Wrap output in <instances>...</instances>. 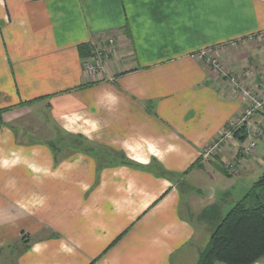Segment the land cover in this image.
I'll use <instances>...</instances> for the list:
<instances>
[{"label":"crops","instance_id":"0c3cea01","mask_svg":"<svg viewBox=\"0 0 264 264\" xmlns=\"http://www.w3.org/2000/svg\"><path fill=\"white\" fill-rule=\"evenodd\" d=\"M259 33L264 0H0V264H197L264 139L200 156L244 105L191 55L237 41L217 57L262 93L264 38L242 42Z\"/></svg>","mask_w":264,"mask_h":264},{"label":"built area","instance_id":"2783aa9c","mask_svg":"<svg viewBox=\"0 0 264 264\" xmlns=\"http://www.w3.org/2000/svg\"><path fill=\"white\" fill-rule=\"evenodd\" d=\"M264 33L249 36L242 40L243 43L252 42L255 39H263ZM106 43L99 45L90 43L89 50L85 56L81 58L82 71L88 77H95L104 72V65L107 59L112 55L114 48V41L112 39L105 40ZM237 41H231L219 46V49H234L237 46ZM218 47H208L204 50L191 55V59L206 66L216 77L224 80L228 85L236 91L241 103L244 105L238 117L228 123L220 135L201 153L203 159H207L215 155V153L222 147L233 140L236 131L242 128L247 131L249 141L243 148L239 149L237 153L242 158L251 157L256 148V142L263 137L261 131H258L253 125L252 120L254 116L264 111V93H259L253 88L245 84V80L252 76L251 72H246L242 76L235 75L229 72L221 64L218 59ZM264 139V138H263Z\"/></svg>","mask_w":264,"mask_h":264},{"label":"trees","instance_id":"16d2710c","mask_svg":"<svg viewBox=\"0 0 264 264\" xmlns=\"http://www.w3.org/2000/svg\"><path fill=\"white\" fill-rule=\"evenodd\" d=\"M4 112L0 110V126ZM263 258L264 174L220 221L197 264H255Z\"/></svg>","mask_w":264,"mask_h":264},{"label":"rangeland","instance_id":"374dc122","mask_svg":"<svg viewBox=\"0 0 264 264\" xmlns=\"http://www.w3.org/2000/svg\"><path fill=\"white\" fill-rule=\"evenodd\" d=\"M205 65V64H204ZM247 72H250V71H247ZM252 73V72H251ZM253 75V74H252ZM220 79V78H219ZM226 82V81H225ZM227 83V82H226ZM228 84V83H227ZM248 86V85H247ZM249 87V86H248ZM251 88V87H250ZM262 93H264V91L262 92ZM261 93V94H262ZM262 113H264V111L262 112ZM252 123H253V125L254 126H256V128H257V130L258 131H261L262 133H261V135H263V137H261V138H264V128L261 126V124L257 121V119H253L252 120ZM245 132V129H241L240 131H236V133H235V135H234V138L233 139H237V137H239V136H242L243 135V133ZM232 141H230L229 143H231ZM254 151V150H253ZM241 155V154H240ZM239 153L236 155V158H238L239 156ZM242 165H244V166H246V164L245 163H242ZM264 172V171H263ZM221 175H223V176H225V174L224 173H221V172H219ZM229 174V173H228ZM227 175V174H226ZM227 176H231V174H229V175H227ZM232 183L233 182H228V181H222V182H220L219 184H223L224 186L226 185V186H228V187H231V186H233L231 189H230V191H232L233 192V188H237L238 186H234V185H232ZM16 253H18V251H16L15 249H13L12 251H11V255H13V254H16ZM13 258V257H12ZM7 260V264H11V261H10V257L8 258V259H6Z\"/></svg>","mask_w":264,"mask_h":264}]
</instances>
